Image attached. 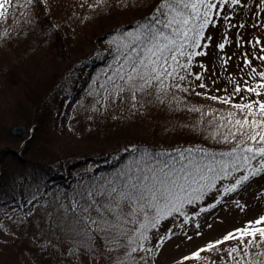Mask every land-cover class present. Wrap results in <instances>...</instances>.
<instances>
[{"label": "trees", "instance_id": "1", "mask_svg": "<svg viewBox=\"0 0 264 264\" xmlns=\"http://www.w3.org/2000/svg\"><path fill=\"white\" fill-rule=\"evenodd\" d=\"M47 2L51 4L49 16L44 15L42 0H33L31 4L26 0H15L10 16L4 20L0 36V96L26 75L25 62L31 57V49H26L29 56L15 50L18 44H25L23 36L29 34L27 38L30 41L37 36L41 49L63 46L75 53L83 51L88 41L100 38L105 59L121 60L128 52L123 47L128 43L127 32L135 31L162 0H121L118 5L112 0H93L80 12L74 7V0ZM64 7L66 12L60 16ZM75 67L80 68L78 65ZM63 78V74L52 72L48 77L32 79L31 82L27 80L13 108L0 114V206L17 200L29 201V210L16 224L13 242L0 243V252L15 261L23 255L31 264H155L169 238L170 230L162 229L165 219L148 233L150 240L145 243V248L152 251L137 252L135 259L129 262L125 258V250H110L111 246L105 244L102 234L94 235L90 246H85L84 237L77 234L78 226L74 223L71 204L80 201L93 186L116 177L133 158H139L146 151L153 157L161 152L175 155V150L186 148L204 149L211 153L230 151L235 142H221L219 136L213 139L212 134L220 123L218 118L236 110L189 91L175 89L177 107L187 112L190 110L200 120L198 126L193 128L170 121H153L146 129L142 121L132 117L122 119L113 116L107 102L99 101L79 110L80 114L72 125L73 131L93 142L124 140L131 148L101 157H78L81 161L72 162L71 156L59 154L52 148L54 141L48 130L53 125L58 101L67 97L64 88L73 90L75 97L77 94L87 97L85 88L88 83L86 77L78 87L68 83L63 87L66 84ZM182 87L188 88L187 84ZM195 108L200 111L192 110ZM8 117L13 125L23 122L32 130L30 135L27 138L13 137ZM219 130L226 132L224 128ZM20 143L21 148L17 146ZM244 174L238 171L231 178ZM66 179L69 180L64 183ZM49 203L58 205L61 216L46 209ZM187 205L190 204L185 205L183 212ZM34 208L40 209L43 217L36 216ZM240 246L239 242H233L219 250L201 253L199 260H183L176 264H234L226 250ZM259 250H264V246L250 249L252 256L249 259H264L255 256Z\"/></svg>", "mask_w": 264, "mask_h": 264}, {"label": "snow or ice", "instance_id": "2", "mask_svg": "<svg viewBox=\"0 0 264 264\" xmlns=\"http://www.w3.org/2000/svg\"><path fill=\"white\" fill-rule=\"evenodd\" d=\"M26 2L31 4L33 0ZM218 4L221 8L226 4L240 5L241 0H162L135 31L127 32L128 43L123 47L128 52L116 69V75L131 91L133 101L138 92L150 89H155L161 103L170 89L188 91L180 82L191 75L189 70L193 58L206 55L202 49L208 44H202V41L205 30L213 23V12L220 15ZM14 6L13 0H0V18L6 19ZM257 6L264 12V0H259ZM224 19L229 18L225 16ZM226 43L227 39L218 48L224 49ZM260 43L256 41L257 45ZM258 59L264 61V55ZM245 65L251 69V78L260 77L261 82L249 85L244 81L246 87L243 88L235 84L234 94L244 91L259 99L232 103L231 96L208 97L236 110L219 117L220 123L212 134L213 139L219 136L221 142H235L231 150L211 153L204 149L186 148L175 150V155L161 152L155 157L146 151L139 158H133L116 177L93 186L80 201L71 204L74 223L78 226L77 234L84 237L85 246H90L94 235L102 234L105 244L111 246L110 250L123 248L125 258L131 262L137 252L152 251L145 248L151 229L168 216L186 215L183 212L185 205L202 199L208 190L215 187L217 180L231 178L238 171L245 173L224 188V192L229 193L251 177L264 173V71H257L247 58ZM195 79L200 80L201 76L197 74ZM117 87L119 92L125 91V87ZM198 87L204 88L205 85L201 83ZM192 110L200 111L199 108ZM220 128L226 132L221 133ZM232 240L239 241L241 245L226 250L234 264H264V259H249L252 256L250 249L264 246V215L243 228L228 232L222 239L208 242L206 247L183 259L199 260L202 252L219 250L220 245ZM255 256L264 258V250L257 251Z\"/></svg>", "mask_w": 264, "mask_h": 264}, {"label": "rangeland", "instance_id": "3", "mask_svg": "<svg viewBox=\"0 0 264 264\" xmlns=\"http://www.w3.org/2000/svg\"><path fill=\"white\" fill-rule=\"evenodd\" d=\"M112 1L118 5L121 0ZM14 2L15 0L13 4ZM42 2L44 15L49 16L51 4L47 0ZM92 2L93 0H74V7L80 12ZM258 3L259 0H241L240 5L226 4L222 8L218 4L220 15L217 16L215 11L213 12V23L205 30V39L202 41V44H208L207 48L202 49L206 55L193 58L189 70L191 75L187 76L186 81L180 82L182 86L187 84L190 93L208 100H212L208 98L210 96H231L232 103H246L259 99L244 91L239 94H234L233 91L235 84H240L242 88L246 87L244 81H248L249 85L261 82L260 77L251 78V69L245 65V58H247L252 61V67H255L257 71H264V61L258 59L260 55H264V51H261L264 49V12L260 11ZM11 11L12 8L8 16ZM65 12L64 7L60 16H63ZM225 16L229 19H224ZM4 20L0 18V36L3 33ZM240 24L244 27H239ZM28 36L29 34L23 36L24 45L15 46V50L24 56H29L26 49H31V57L25 62L26 75H23L5 95L0 96V114L13 108L16 101L20 99L23 85L27 83V80L31 82L32 79L48 77L52 72H58L63 74V80L65 79L66 84L63 87L67 83L78 87L83 82L82 79L87 77L88 84L85 89L88 91V96L79 97L77 94L78 96L75 97L76 93L73 90L64 88L67 97H62L58 101L53 125L48 130L49 137L54 141L52 148L59 154L71 156L72 162L81 161L78 157L84 159L101 157L121 149L131 148V145L124 140L111 143L93 142L83 139L73 131L72 125L80 114L79 110L83 107H91L99 101L107 102L113 116L122 119L132 117L142 121L146 129L153 121H170L178 126L193 128L200 123L190 110L187 112L186 109L177 107L178 99L173 98H177L175 89H170L168 96L162 97L163 103L157 99L155 89L144 93L138 92L136 100L133 101L131 91L116 75V69L120 67L124 59L113 61L105 59L100 38L88 41L89 44L83 51L75 53L72 49L63 46L41 49L39 38L33 36L30 41ZM208 37L211 39L208 40ZM226 39L228 43L225 44L224 49H219L218 45L224 43ZM257 40L261 41L259 45L256 44ZM76 65L80 68L75 67ZM127 70L126 67L125 71ZM197 74L201 76L200 80L195 79ZM201 83L205 85L204 88L198 87ZM117 86L125 87V91L119 92ZM212 101L221 103L219 100ZM221 104L230 107L229 104ZM7 121L9 128H13L10 117ZM29 131L21 137L27 138L30 135ZM17 146L21 148L22 143ZM236 178L217 180L215 187L208 190L202 199L186 206L184 211L186 215L173 214L164 220L162 229L164 227L170 230L169 238L162 246L155 264H176L183 261L185 256H191L194 251L206 247L208 242L222 239L228 232L243 228L248 222L264 215V173L251 177L236 191L225 193L224 188L233 184ZM68 180L66 179L64 183ZM57 207L56 203L46 205L47 210L61 216ZM201 209L207 210L201 211ZM28 210V200H17L0 206V243L13 242L17 232L16 224L23 220ZM33 212L36 216L43 217L40 209L34 208ZM233 242L239 241H228L220 245L219 249ZM0 264L31 263L23 255L15 261L6 258L0 252Z\"/></svg>", "mask_w": 264, "mask_h": 264}, {"label": "water", "instance_id": "4", "mask_svg": "<svg viewBox=\"0 0 264 264\" xmlns=\"http://www.w3.org/2000/svg\"><path fill=\"white\" fill-rule=\"evenodd\" d=\"M27 131V127L24 124L14 126L11 129L12 136H22Z\"/></svg>", "mask_w": 264, "mask_h": 264}]
</instances>
